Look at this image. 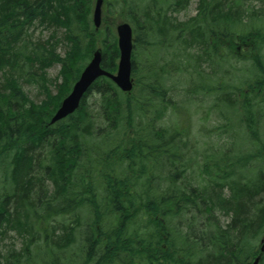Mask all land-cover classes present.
<instances>
[{
    "label": "trees",
    "instance_id": "trees-1",
    "mask_svg": "<svg viewBox=\"0 0 264 264\" xmlns=\"http://www.w3.org/2000/svg\"><path fill=\"white\" fill-rule=\"evenodd\" d=\"M94 1L0 0V218L30 239L25 262L252 264L256 249L245 240L264 234V68L240 84L227 61L219 62L221 79L201 74V83L189 74L188 95L215 92L208 114L227 121L214 131L228 143L210 155L198 157L189 143L198 113L167 87L165 80L183 73L173 67L145 72L134 63L131 94L102 77L73 115L51 124L95 50H102L104 69L117 70V38L111 27L95 29ZM233 2L214 0L205 26L217 24L220 59L239 34L253 44L248 55L260 68L254 51L264 37L237 31L247 23ZM35 23L64 31V57L58 40L29 42ZM137 51L134 58L144 50ZM53 65H61L54 81L47 74ZM35 81L45 91L40 102L23 87ZM9 200L17 211H6ZM218 213L231 215L227 225Z\"/></svg>",
    "mask_w": 264,
    "mask_h": 264
},
{
    "label": "rangeland",
    "instance_id": "rangeland-1",
    "mask_svg": "<svg viewBox=\"0 0 264 264\" xmlns=\"http://www.w3.org/2000/svg\"><path fill=\"white\" fill-rule=\"evenodd\" d=\"M96 1H94V5ZM185 1L105 0L101 30L105 31L107 27H111L116 35V26L118 24L127 22L132 26L135 41L134 52L136 53L138 48L144 50L136 58L133 57L137 70L145 69L146 72L147 69L151 70L154 67L162 66H165L166 69L173 67L174 69L182 70V74L165 80V83L173 91L176 99L179 102L181 101V104L187 102V107H191L198 113L193 118L191 142L189 140V143L191 146H195L199 157L205 154L210 155L212 148H214L213 151L218 149L221 151V146L225 148L228 140L219 139L214 130L217 126L226 124L227 121L219 119V115L213 111L208 114L216 101V96H211L210 94L217 95L215 92L199 94L198 97L188 95L187 91L191 85L189 74H192V77L201 83L204 81L201 74L215 75V79H221L219 62L227 61L226 68L229 70L237 68L235 75L238 78L236 81L239 84L248 81L249 77H253V74L260 72L261 67L264 68V43L258 45L257 51H254L255 55L260 57V68H255L253 64L254 54L248 55L249 52H252L251 46L253 44L243 43L239 34H236V39L233 41L234 46L232 49L234 50H230L226 54L220 52V54L225 56V58L220 59L216 45L218 41L217 24L214 23L213 28L209 26V29L208 26H205L206 24L209 25L210 22L205 17V14H208L207 8L211 3L214 5V0H189L187 5ZM230 2H233V0H230ZM233 4L236 10L244 13L242 18L247 23L243 30L236 28L237 31H241L246 35H249V32H251V35H253L252 31L260 30L262 37H264V0H234ZM214 14H216V9L214 10ZM169 26H172L174 31H168ZM165 30H167V33H165ZM198 30H203V32L200 33ZM204 31L209 32L208 38L212 43L210 41H204L207 39L203 35ZM63 32L59 31V33H56L54 29L48 26L46 28L40 23H35L29 31V42L31 44L45 45L51 41V44L56 45V41L58 40L60 46L57 44V53L64 57L67 51V45L63 42ZM143 44L145 45L142 46ZM98 46L101 47V44L99 43ZM60 71L61 65H53L47 70L48 78L54 81L55 78H58ZM133 78L136 82L137 75ZM59 84H61V81H59ZM23 87L29 99L32 101L40 102L45 99V91L42 89L39 81L24 83ZM49 89L53 95L58 93V90L52 86ZM243 90H247L246 85ZM96 101L97 96H92L88 99V104L90 103L91 105ZM238 101L240 102L241 99L239 98ZM4 187L0 186V192L2 194L5 193ZM225 195L228 197L229 191H226ZM217 216L224 225H227L231 219V215L227 216L222 213H218ZM3 220H5L4 216L0 218V264H34L37 258L25 262V254H22L30 243V239L24 240L20 238H25L21 234L22 227H16V229L14 227H8L4 225ZM36 228L40 232L48 234L46 231L44 232V229L46 230L48 227L40 226ZM263 236L264 234L256 239L245 240V242L250 241V245L254 246L256 256L260 250V241ZM78 249L79 246L77 244L72 248L70 253L72 254ZM26 251L32 255L35 253L32 245ZM260 264H264V261Z\"/></svg>",
    "mask_w": 264,
    "mask_h": 264
},
{
    "label": "water",
    "instance_id": "water-1",
    "mask_svg": "<svg viewBox=\"0 0 264 264\" xmlns=\"http://www.w3.org/2000/svg\"><path fill=\"white\" fill-rule=\"evenodd\" d=\"M102 6L103 0H98L93 16L96 29H99L102 23ZM116 30L120 53L117 72L112 74L104 70L102 67V51H95L91 62L83 70L71 93L63 100L61 106L53 116L51 124H55L74 114L80 108L84 96L101 77H107L112 80L124 93L132 92L134 87V80L132 78L133 31L128 23L119 24ZM263 253L264 238L261 240V254L255 259L253 264L260 263Z\"/></svg>",
    "mask_w": 264,
    "mask_h": 264
},
{
    "label": "bare ground",
    "instance_id": "bare-ground-1",
    "mask_svg": "<svg viewBox=\"0 0 264 264\" xmlns=\"http://www.w3.org/2000/svg\"><path fill=\"white\" fill-rule=\"evenodd\" d=\"M4 201V200H3ZM18 205L19 204H17V203H15V202H13V201H8L7 202V205H6V211L7 212H12V211H17V208H18ZM11 206H12V208H11ZM37 215H39V214H37ZM36 215V216H37ZM37 220V219H36ZM14 229H16V227H14ZM20 238H22V239H24L23 237H20ZM25 240V239H24Z\"/></svg>",
    "mask_w": 264,
    "mask_h": 264
},
{
    "label": "flooded vegetation",
    "instance_id": "flooded-vegetation-1",
    "mask_svg": "<svg viewBox=\"0 0 264 264\" xmlns=\"http://www.w3.org/2000/svg\"><path fill=\"white\" fill-rule=\"evenodd\" d=\"M210 43H212V42H210Z\"/></svg>",
    "mask_w": 264,
    "mask_h": 264
}]
</instances>
